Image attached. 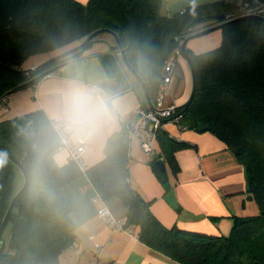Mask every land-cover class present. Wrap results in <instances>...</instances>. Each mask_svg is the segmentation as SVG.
<instances>
[{
    "label": "trees",
    "instance_id": "trees-1",
    "mask_svg": "<svg viewBox=\"0 0 264 264\" xmlns=\"http://www.w3.org/2000/svg\"><path fill=\"white\" fill-rule=\"evenodd\" d=\"M236 10L235 0L192 6L172 16L161 11V0H0V63L24 68L35 55L59 53L94 30L107 28L118 35L154 100L163 64L179 48L180 38L215 22L186 30L187 25L209 14L225 19L226 12ZM220 29L218 47L198 54L187 49L196 84L190 104L179 108L178 126L198 130L203 122L204 131L224 142L244 166L247 192L257 212L234 216L227 235L167 227L129 182L130 136L125 126L108 136L103 157L81 170L70 159L55 163L48 143L51 119L36 109L0 120V225L25 181L19 165L27 179L4 226L10 225L8 241L2 238L4 229L0 235V264H60V254L76 241L61 189L82 173L102 199L120 198L128 208L124 224L134 226L139 240L161 254L181 264H264V21L242 19ZM95 38L44 70L80 56ZM42 72L25 82L27 78L0 65V94L36 81ZM157 138L160 150L149 162L162 158L175 173L174 152L186 143L163 130ZM18 173L22 181L16 189Z\"/></svg>",
    "mask_w": 264,
    "mask_h": 264
},
{
    "label": "crops",
    "instance_id": "crops-1",
    "mask_svg": "<svg viewBox=\"0 0 264 264\" xmlns=\"http://www.w3.org/2000/svg\"><path fill=\"white\" fill-rule=\"evenodd\" d=\"M76 1L83 4L87 2ZM216 1L219 0H161V11L172 16L186 8ZM235 4L237 7L239 0H235ZM230 13L231 11L226 12ZM221 40L222 31L218 28L188 40L186 48L198 54L218 47ZM114 45L112 35L105 38L98 35L80 56L49 70L50 74H44L36 81L8 92L7 110L0 109V120L36 109L44 111L52 120L66 80L79 69L89 82L101 83L120 99L114 127L106 128L102 137L88 144L83 154L84 167L96 163L104 155L103 148L108 136L121 126L126 127L135 121L139 106L149 107L140 83L126 68L122 57L120 60V51ZM56 54L38 56L37 61L32 62L28 68L37 66ZM30 80L31 78H27L25 82ZM191 89V70L179 50L175 57L170 88L172 97L167 96L166 103L174 100L177 106H182L189 98ZM165 132L170 138L186 143L174 152L178 165L175 173L165 161L168 181L170 188L174 190L177 206L173 208L164 199L167 191L157 178L152 162L143 155L139 139L135 136L130 137L128 173L132 187L149 201L152 213L163 225L210 235H227L234 216L257 212L256 203L247 192L244 166L224 142L208 131L180 129L175 123L167 124ZM155 147L157 151L160 150L158 138ZM54 161L57 164L55 159ZM68 161L69 156L58 165ZM61 192L70 208L76 241L60 254V264H89L96 244L102 246L100 264H181L139 240L134 226H129L133 232L131 234L115 229L109 222L102 220L97 210L105 206L114 218L125 223L128 208L116 196L102 199L85 173L79 174L63 186Z\"/></svg>",
    "mask_w": 264,
    "mask_h": 264
},
{
    "label": "clouds",
    "instance_id": "clouds-1",
    "mask_svg": "<svg viewBox=\"0 0 264 264\" xmlns=\"http://www.w3.org/2000/svg\"><path fill=\"white\" fill-rule=\"evenodd\" d=\"M119 104V97L101 83L89 82L79 69L67 79L48 134L57 164H62L79 145L96 141L106 128L114 127Z\"/></svg>",
    "mask_w": 264,
    "mask_h": 264
},
{
    "label": "built area",
    "instance_id": "built-area-1",
    "mask_svg": "<svg viewBox=\"0 0 264 264\" xmlns=\"http://www.w3.org/2000/svg\"><path fill=\"white\" fill-rule=\"evenodd\" d=\"M256 15L264 17V0H239L237 10L233 14H227L224 21L231 20L240 16ZM182 38H180L181 46ZM179 48L176 52H173L163 64V75L157 85L156 94L152 101L153 108L139 106L136 110L137 119L126 125L128 135L130 137L135 136L139 139V145L143 155L149 159L158 155V151L155 147V141L157 139V133L159 131H165V126L169 123H175L178 125L180 106H177L172 100L166 103V97L171 96L170 88L173 81V71L175 65V57L178 54ZM35 66L30 69L35 70ZM50 74V71L46 69L42 72V75ZM7 93L0 94V109L7 110ZM52 123V120H51ZM88 148V144L79 145L73 154L69 155V159L75 161L81 170H84L83 154ZM99 198V197H98ZM98 216L109 222L115 229L125 230L133 234L130 231V227L126 226L121 220L112 216L110 211L104 206L97 210ZM102 250L100 244L95 245L94 256L89 264H100L99 256Z\"/></svg>",
    "mask_w": 264,
    "mask_h": 264
},
{
    "label": "water",
    "instance_id": "water-1",
    "mask_svg": "<svg viewBox=\"0 0 264 264\" xmlns=\"http://www.w3.org/2000/svg\"><path fill=\"white\" fill-rule=\"evenodd\" d=\"M222 19H224V16L221 15V14H209V15H205V16L193 19L186 27V30H187L190 27H193V26L198 25V24L203 23V22H208V21L215 22L213 24L208 25L205 28H201V29H198V30H196V31H194L192 33L187 34L186 37L181 42L180 51L182 52V54L186 58V60H187V62L189 64L190 70H191V75H192V89H191V93H190V96H189L188 100L183 104L184 108H186L190 104L191 99H192L193 94H194L195 84H196L195 83V77H194V68H193V66L191 64V61H190V58H189V55H188V52H187V48H186V44H187L188 40L192 39L193 37H196V36L202 35L204 33H207V32H209L211 30L221 28L227 22H235V21L242 20V19H255V20L264 21V17L256 16V15L240 16V17L228 20V21H222ZM102 33H109V34H111L113 36V38L115 40V44H116V46L118 47V49L120 51V54H121V57H122L124 65L126 66V68L133 74V76L140 83V85H141V87H142V89H143V91L145 93V97H146V100L148 102L149 108L152 109L153 108L152 99L149 96V93H148V90H147V87H146L144 81L142 80L140 75L136 72V70L129 63V61L127 59V56H126V53H125V50L122 47V44L120 42V39H119L118 35L114 31H112L110 29H107V28H100V29L94 30L81 43H79L78 45H76V46H74L72 48H69V49H67V50H65L63 52H60V53L48 58L47 60H45L42 63H40L35 68V70H31L30 68L23 69L21 67L14 68V67H10V66H7V65H4V64H1V63H0V65H3L5 67H7L14 74L26 79L27 77L33 76L38 71H41V70L45 71L44 69L51 62L59 60L61 58H64V57H66V56L78 51L79 49L83 48L94 37H96V36H98V35H100ZM205 127H206L205 124L203 122H200L198 124V131H204ZM11 159L14 160L13 158H11ZM15 163H17V162L15 161ZM151 165H152V168H153L157 178L163 184V187L167 191L166 194L164 195V199L173 208H175L177 206V203H176L175 196H174V190L172 188H170V183L168 181V174H167V171H166L164 160L162 158H158V159L154 160ZM19 167H20V170H21L22 174L24 175L25 181H24V184L21 187V189L15 194V196L13 197V199L11 200V202H10V204L8 206V209H7V211H6V213H5L4 217H3V220L1 222V225H0V235H1V233H2V231L4 229V226H5L6 222H7L8 216H9V214L11 212V209L13 207L15 199L18 197V195L21 193V191L25 188V186L27 184L26 172L20 165H19ZM1 245H2V241H0V247H1Z\"/></svg>",
    "mask_w": 264,
    "mask_h": 264
},
{
    "label": "rangeland",
    "instance_id": "rangeland-1",
    "mask_svg": "<svg viewBox=\"0 0 264 264\" xmlns=\"http://www.w3.org/2000/svg\"><path fill=\"white\" fill-rule=\"evenodd\" d=\"M99 37H103V38H105V37H111V35L109 34V33H102V34H100L99 35ZM87 49H88V47H87ZM40 56V55H39ZM42 56V55H41ZM37 59H38V56H33V57H31L25 64H23V69H26V68H28L29 67V65L32 63V62H35V61H37ZM190 95V94H189ZM189 97V96H188ZM188 99V98H187ZM187 99L184 101V102H186L187 101ZM183 102V103H184ZM21 181H22V177H21V175L18 173L17 174V177H16V185H15V188L17 189L19 186H20V184H21ZM9 234H10V225H7L6 227H5V229H4V232H3V234H2V238H3V240L5 241V242H7L8 241V239H9Z\"/></svg>",
    "mask_w": 264,
    "mask_h": 264
}]
</instances>
